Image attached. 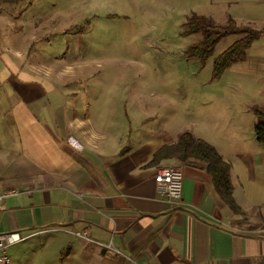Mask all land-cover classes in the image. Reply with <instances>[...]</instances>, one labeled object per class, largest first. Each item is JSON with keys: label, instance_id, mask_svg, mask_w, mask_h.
Here are the masks:
<instances>
[{"label": "crops", "instance_id": "crops-1", "mask_svg": "<svg viewBox=\"0 0 264 264\" xmlns=\"http://www.w3.org/2000/svg\"><path fill=\"white\" fill-rule=\"evenodd\" d=\"M221 1L238 24L263 30L245 60L227 70L243 80L230 83L237 92L212 93L225 108L239 110L230 124L237 133L200 138L230 165L232 197L241 212L224 204L201 166L177 159L150 164L159 148L177 141L168 132L152 140L133 139L130 132L117 144L99 122L70 119L67 94L55 92L35 63L25 62L29 46L53 29V19L22 14L11 20L4 9L0 192L24 193L0 204V233L51 229L27 239L35 242L39 264H264V141L254 131L255 110H264V0ZM168 167L182 170L180 202L156 192L154 177ZM22 247L7 249V264H31ZM58 253L62 262H55Z\"/></svg>", "mask_w": 264, "mask_h": 264}, {"label": "rangeland", "instance_id": "rangeland-1", "mask_svg": "<svg viewBox=\"0 0 264 264\" xmlns=\"http://www.w3.org/2000/svg\"><path fill=\"white\" fill-rule=\"evenodd\" d=\"M11 2L0 5V11L7 9L8 19L17 20L22 14L27 19H53L49 23L53 29L29 46L25 62L35 63L55 92L67 94L70 119L94 126L99 122V128L117 144L123 137L125 142L130 132L133 139L143 140L164 131L175 139L185 131L206 139L237 133L230 124L239 110L225 108L212 93L237 92L230 83L243 80L232 79L227 70L220 79H213L212 71L215 58L242 35L222 38L202 63L189 59L186 49L202 41L204 34H182L192 14L224 26L229 16L221 0ZM55 100L56 104L51 102L62 104L60 98ZM32 240L20 243L19 250L32 255L25 260L39 264ZM60 257L56 254L55 262Z\"/></svg>", "mask_w": 264, "mask_h": 264}, {"label": "trees", "instance_id": "trees-1", "mask_svg": "<svg viewBox=\"0 0 264 264\" xmlns=\"http://www.w3.org/2000/svg\"><path fill=\"white\" fill-rule=\"evenodd\" d=\"M183 35L202 32L204 39L186 49L189 59L204 63L215 49L216 44L224 37L238 34L240 39L230 45L213 62L212 78L220 79L223 73L236 63L245 60L246 53L252 43L263 34L250 26L238 24L233 18H228L224 26L216 25L209 19L197 14L190 15L183 24ZM257 122L254 131L259 141H264V110H255ZM177 159L182 163H195L201 166L212 178L216 192L234 213H240L233 197V186L230 180V165L218 154L216 149L200 138H195L190 132H182L175 143L164 145L153 155L150 164L158 166L162 160ZM63 260V255L60 262Z\"/></svg>", "mask_w": 264, "mask_h": 264}, {"label": "built area", "instance_id": "built-area-1", "mask_svg": "<svg viewBox=\"0 0 264 264\" xmlns=\"http://www.w3.org/2000/svg\"><path fill=\"white\" fill-rule=\"evenodd\" d=\"M182 179L183 173L180 168L168 167L159 169L154 177L157 194L169 201L180 202ZM31 192L32 190H28L25 193ZM21 193L24 192L15 188L0 192V204L3 203L7 198L17 196ZM50 230L51 229L42 230L41 232H48ZM39 233L37 232L26 236L16 231L0 233V262L3 264H7L9 262V258L6 254V251L9 247L19 244ZM77 235L81 236L79 233H77Z\"/></svg>", "mask_w": 264, "mask_h": 264}]
</instances>
